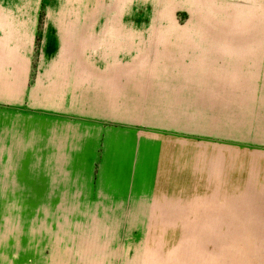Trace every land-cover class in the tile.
I'll return each instance as SVG.
<instances>
[{"label": "crops", "instance_id": "0c3cea01", "mask_svg": "<svg viewBox=\"0 0 264 264\" xmlns=\"http://www.w3.org/2000/svg\"><path fill=\"white\" fill-rule=\"evenodd\" d=\"M125 6L0 0V167L20 174L21 199H36L41 214L79 217L82 227L188 214L189 134L156 123L168 102L157 81L181 80L189 96L211 69L161 65L144 75L140 57L126 61ZM148 78L155 91L142 95ZM247 157L246 227H264V154Z\"/></svg>", "mask_w": 264, "mask_h": 264}, {"label": "rangeland", "instance_id": "374dc122", "mask_svg": "<svg viewBox=\"0 0 264 264\" xmlns=\"http://www.w3.org/2000/svg\"><path fill=\"white\" fill-rule=\"evenodd\" d=\"M123 12L126 61L140 57L144 75L211 69L189 96L181 80L157 81L168 102L157 121L139 122L189 134L188 214L82 227L41 214L36 199H21L20 174L0 167V264H264V227H246L247 156L264 154V0H126Z\"/></svg>", "mask_w": 264, "mask_h": 264}]
</instances>
